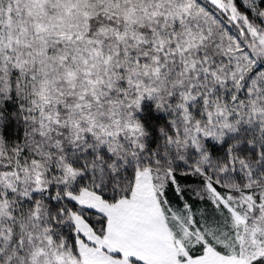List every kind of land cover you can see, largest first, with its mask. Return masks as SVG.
<instances>
[{"label":"snow or ice","instance_id":"snow-or-ice-1","mask_svg":"<svg viewBox=\"0 0 264 264\" xmlns=\"http://www.w3.org/2000/svg\"><path fill=\"white\" fill-rule=\"evenodd\" d=\"M0 264H264V0H0Z\"/></svg>","mask_w":264,"mask_h":264}]
</instances>
